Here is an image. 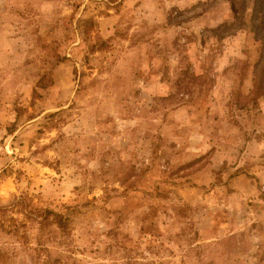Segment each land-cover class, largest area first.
I'll use <instances>...</instances> for the list:
<instances>
[{
    "label": "rangeland",
    "instance_id": "rangeland-1",
    "mask_svg": "<svg viewBox=\"0 0 264 264\" xmlns=\"http://www.w3.org/2000/svg\"><path fill=\"white\" fill-rule=\"evenodd\" d=\"M259 1L0 0L8 264H264Z\"/></svg>",
    "mask_w": 264,
    "mask_h": 264
},
{
    "label": "trees",
    "instance_id": "trees-1",
    "mask_svg": "<svg viewBox=\"0 0 264 264\" xmlns=\"http://www.w3.org/2000/svg\"><path fill=\"white\" fill-rule=\"evenodd\" d=\"M258 14V21L260 23L253 24L255 38L261 42V50L259 58L254 66V80L253 87L251 90L252 97L258 98L264 96V0L257 2L253 14ZM253 19V18H252ZM22 208L24 206L22 205ZM16 211V204L9 207H0V233L2 236L9 237L14 240L24 251L30 250L28 238L26 235L27 230H34V227H39L37 230L39 234L35 238L36 247L31 250L35 253L42 251L43 253L48 252L47 249L42 248L44 244H51L54 242L53 228L60 232H66L68 225L65 219L48 208L42 209L39 216L31 217L27 215V212H16L17 214L23 215V220L15 222L17 219L13 217ZM27 215V216H26ZM9 223L10 225H7ZM28 224V227L26 225ZM22 230V234L20 233ZM10 245V246H7ZM7 246V247H5ZM3 247L1 260L3 264H8L13 258H16V248L11 246V242H6ZM48 255V254H46ZM34 259V258H33ZM6 261H9L8 263ZM58 263L57 259L55 260Z\"/></svg>",
    "mask_w": 264,
    "mask_h": 264
}]
</instances>
